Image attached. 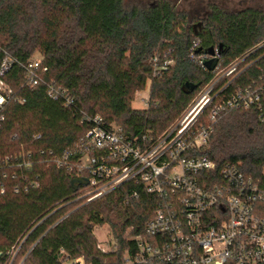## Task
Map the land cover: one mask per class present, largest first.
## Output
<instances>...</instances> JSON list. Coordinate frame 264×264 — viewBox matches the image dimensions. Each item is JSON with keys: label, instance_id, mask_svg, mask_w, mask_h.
Masks as SVG:
<instances>
[{"label": "trees", "instance_id": "trees-1", "mask_svg": "<svg viewBox=\"0 0 264 264\" xmlns=\"http://www.w3.org/2000/svg\"><path fill=\"white\" fill-rule=\"evenodd\" d=\"M209 11L195 27L169 0L146 7H129L126 0H0V65L6 58L12 61L4 80L14 92L0 128V158L30 151L39 157L40 150H47L74 161L90 128L88 116L115 122L130 136L161 135L215 75L192 61V52L206 54L215 48L221 69L264 42L262 11L230 13L215 4ZM37 54L48 72L31 89L25 66ZM155 55L167 56L173 64L153 78L148 108L133 109L135 95L153 76ZM258 56L232 88L264 78V49L254 58ZM187 82L199 87L186 94ZM50 84L64 90L73 105L49 98ZM200 154L241 162L245 173L260 175L264 126L257 110L225 115ZM31 173L38 188L16 194L9 183L0 195V264H9V254L19 246V254H27L23 264H67L65 256L88 264H125L124 254L134 244L129 237L143 235L154 216V196L142 193L130 199L128 186H123L84 204L75 201L73 176L65 168L36 161ZM104 224L112 228L116 252L98 247L95 229Z\"/></svg>", "mask_w": 264, "mask_h": 264}, {"label": "built area", "instance_id": "built-area-1", "mask_svg": "<svg viewBox=\"0 0 264 264\" xmlns=\"http://www.w3.org/2000/svg\"><path fill=\"white\" fill-rule=\"evenodd\" d=\"M262 49L264 42L225 68L217 65L213 78L156 138L130 136L115 122L88 116L90 128L76 148L74 161L47 150H40L39 157L32 151L1 157L0 195L7 192L9 183L16 194L38 188V178L31 175L35 162L55 164L73 178L88 179L89 184L77 190L75 201L91 203L123 186H128L130 199H139L142 193L156 198L155 213L145 224L144 234L129 237L134 244L124 254L125 264H264V167L255 176L245 173L241 162H220L200 154L208 147L215 125L231 111L255 109L264 126V78L232 88L259 61L261 56H254ZM212 58L208 53L190 54L207 71L204 62ZM152 63L149 82L166 72L173 60L155 55ZM11 65L7 58L0 65V128L6 107L14 100L4 80ZM25 69L31 89L48 72L42 58L29 61ZM47 94L62 100L65 107L74 103L54 84L48 86ZM144 100L148 107L149 96ZM105 245L107 250L98 247L106 253L118 249L113 237ZM64 260L88 264L82 258L65 256Z\"/></svg>", "mask_w": 264, "mask_h": 264}, {"label": "rangeland", "instance_id": "rangeland-1", "mask_svg": "<svg viewBox=\"0 0 264 264\" xmlns=\"http://www.w3.org/2000/svg\"><path fill=\"white\" fill-rule=\"evenodd\" d=\"M175 6L179 12H185L189 15L194 25L199 23L203 24V20L209 15V6L215 4L225 11L233 13L239 12L246 9H258L264 13V0H169ZM155 0H126V5L131 6H142L146 7L152 5ZM35 58H41L40 55H35ZM151 82H148L146 88L138 92L134 101L132 102V108L136 110H145L147 107V101L144 99L148 98L150 93ZM178 119V118H177ZM176 119V120H177ZM175 120V121H176ZM95 235L97 238L98 246L107 250L105 243L113 237L112 228L109 224L98 226L95 229ZM23 243V242H22ZM22 245V244H21ZM20 246L10 253L9 264H23L27 257V254L20 253Z\"/></svg>", "mask_w": 264, "mask_h": 264}, {"label": "water", "instance_id": "water-1", "mask_svg": "<svg viewBox=\"0 0 264 264\" xmlns=\"http://www.w3.org/2000/svg\"><path fill=\"white\" fill-rule=\"evenodd\" d=\"M202 23H199L197 26H201ZM209 55L213 56V58L209 61L204 62V66L209 70V71H214L215 68L217 67L218 63H219V57L217 56V53L215 48L211 47L208 52ZM199 87V84H194V83H190L187 82L184 86H183V91L186 94H191L193 93L197 88ZM71 184L73 186V188L75 190H78L80 186H87L89 184L88 179L86 178H78V177H74L71 180Z\"/></svg>", "mask_w": 264, "mask_h": 264}, {"label": "flooded vegetation", "instance_id": "flooded-vegetation-1", "mask_svg": "<svg viewBox=\"0 0 264 264\" xmlns=\"http://www.w3.org/2000/svg\"><path fill=\"white\" fill-rule=\"evenodd\" d=\"M197 25H195V27H196Z\"/></svg>", "mask_w": 264, "mask_h": 264}]
</instances>
